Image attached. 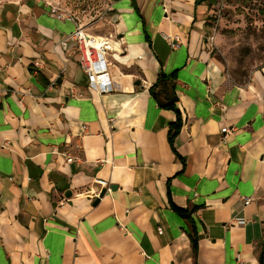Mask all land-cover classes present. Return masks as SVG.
I'll return each instance as SVG.
<instances>
[{"label":"crops","instance_id":"1","mask_svg":"<svg viewBox=\"0 0 264 264\" xmlns=\"http://www.w3.org/2000/svg\"><path fill=\"white\" fill-rule=\"evenodd\" d=\"M206 17L196 0H116L90 29L123 44L99 94L60 47L72 23L0 0V264H262L264 69L227 85Z\"/></svg>","mask_w":264,"mask_h":264},{"label":"rangeland","instance_id":"2","mask_svg":"<svg viewBox=\"0 0 264 264\" xmlns=\"http://www.w3.org/2000/svg\"><path fill=\"white\" fill-rule=\"evenodd\" d=\"M113 0H60L74 13L104 11ZM207 42L227 85H247L264 69V0H206Z\"/></svg>","mask_w":264,"mask_h":264},{"label":"built area","instance_id":"3","mask_svg":"<svg viewBox=\"0 0 264 264\" xmlns=\"http://www.w3.org/2000/svg\"><path fill=\"white\" fill-rule=\"evenodd\" d=\"M34 1L45 6L49 15L55 20L70 22L74 25V31L60 43V47L67 50L70 44L74 46L79 55V67L86 75L91 90L99 94L110 93L114 88L110 66L112 65L113 56L123 52L122 39L114 34H95L91 30L98 27L113 11L116 0L111 1L104 11L95 16L89 13L88 10L76 14L68 9L66 5H63L60 0ZM222 132L226 135L231 132V129L226 128ZM64 155L68 157L66 153ZM67 161L72 162L73 159L68 157ZM99 195L100 193L97 194V196ZM244 201L248 205L252 200L248 198Z\"/></svg>","mask_w":264,"mask_h":264},{"label":"trees","instance_id":"4","mask_svg":"<svg viewBox=\"0 0 264 264\" xmlns=\"http://www.w3.org/2000/svg\"><path fill=\"white\" fill-rule=\"evenodd\" d=\"M205 1L206 0H196V6L198 7L200 5H204ZM135 9L137 12H139L138 8L135 7ZM176 79H177L176 73H173L171 76H166L164 74H161L159 76L157 83L153 87L150 88L151 96L154 99L159 100V95H158L157 89L161 86L168 85V84H171L170 88L173 89L172 83H174L176 81ZM167 100L168 101H164V102L159 101V105L163 109L174 111L177 114V120L174 123L170 124L169 132H168L169 143H170L172 149L175 151V147H174L175 140L177 139V137L179 136V134L182 130L183 123H182L181 114L175 106L176 98H171V99H167ZM174 209L182 218L191 222V213L196 211L197 208H193L191 211L179 209V208H174ZM193 226H194V224H193ZM191 239H192L193 250L196 253L197 240H196V229L194 227H193V234L191 235Z\"/></svg>","mask_w":264,"mask_h":264},{"label":"water","instance_id":"5","mask_svg":"<svg viewBox=\"0 0 264 264\" xmlns=\"http://www.w3.org/2000/svg\"><path fill=\"white\" fill-rule=\"evenodd\" d=\"M111 189L114 190L115 188H111ZM106 193H107V189L102 190L99 199L96 200V204L99 203L100 198H102ZM71 195H72V194L69 192L68 194H66V197H67V198H71ZM96 204H95V205H96ZM261 263L264 264V258H262Z\"/></svg>","mask_w":264,"mask_h":264}]
</instances>
